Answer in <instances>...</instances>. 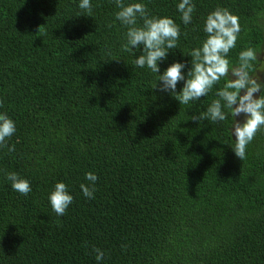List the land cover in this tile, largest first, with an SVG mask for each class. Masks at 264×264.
<instances>
[{
    "label": "trees",
    "instance_id": "trees-1",
    "mask_svg": "<svg viewBox=\"0 0 264 264\" xmlns=\"http://www.w3.org/2000/svg\"><path fill=\"white\" fill-rule=\"evenodd\" d=\"M145 2L181 27L161 72L191 66L183 52L205 38L216 8L240 18L233 61L245 47L264 50V0H194L187 26L178 0ZM78 4L0 0V111L17 128L15 151L0 148V264H98L94 247L105 252L100 264H264V129L236 157L231 116L191 119L215 89L180 105L123 50L113 0H92L91 16ZM9 171L32 192L13 190ZM88 171L99 177L94 199L80 189ZM57 181L74 196L62 216L48 201Z\"/></svg>",
    "mask_w": 264,
    "mask_h": 264
},
{
    "label": "clouds",
    "instance_id": "clouds-1",
    "mask_svg": "<svg viewBox=\"0 0 264 264\" xmlns=\"http://www.w3.org/2000/svg\"><path fill=\"white\" fill-rule=\"evenodd\" d=\"M113 2L117 8L115 19L126 29L122 48L135 55L134 65L157 74L154 88L173 96L180 105L192 106L215 89L216 98L205 111L192 115L191 119L220 122L231 116V133L235 138L232 148L235 156L244 160L248 146L258 131L264 129V78L257 71L258 67L264 70V65L259 64V52L252 46L241 49L236 61L231 59L229 54L237 47L241 33L239 16L224 8L209 12L203 21L205 38L198 46L183 52L191 58V66L189 62L177 60L161 72L160 62L167 59L170 50L179 48L180 24L171 16L150 14L145 0ZM78 6L89 15L92 12V0H79ZM176 8L183 24H191L196 9L194 0H178ZM137 51L141 52L138 56ZM221 81L222 86L216 88ZM181 82L183 86L178 91L177 85ZM2 105L0 100V107ZM16 130V121L0 111V148L15 151V145H9L8 141ZM4 179L24 196L33 190L31 180L19 172H6ZM98 179L93 171L85 173L89 183L80 184L85 198H95ZM73 200L69 185L64 181H57L48 193V201L58 216L66 214ZM93 251L100 264L105 252L96 247Z\"/></svg>",
    "mask_w": 264,
    "mask_h": 264
},
{
    "label": "rangeland",
    "instance_id": "rangeland-1",
    "mask_svg": "<svg viewBox=\"0 0 264 264\" xmlns=\"http://www.w3.org/2000/svg\"><path fill=\"white\" fill-rule=\"evenodd\" d=\"M260 60H261L260 65H264V50L261 52ZM262 74H264V70L261 69L259 75L262 77Z\"/></svg>",
    "mask_w": 264,
    "mask_h": 264
},
{
    "label": "snow or ice",
    "instance_id": "snow-or-ice-1",
    "mask_svg": "<svg viewBox=\"0 0 264 264\" xmlns=\"http://www.w3.org/2000/svg\"><path fill=\"white\" fill-rule=\"evenodd\" d=\"M262 78H264V74H262Z\"/></svg>",
    "mask_w": 264,
    "mask_h": 264
}]
</instances>
